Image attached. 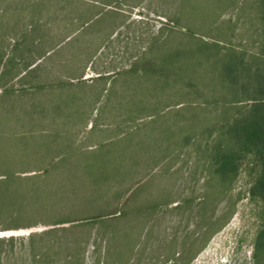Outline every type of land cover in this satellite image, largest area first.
Segmentation results:
<instances>
[{
    "label": "rangeland",
    "instance_id": "obj_1",
    "mask_svg": "<svg viewBox=\"0 0 264 264\" xmlns=\"http://www.w3.org/2000/svg\"><path fill=\"white\" fill-rule=\"evenodd\" d=\"M256 9L0 0L4 264H255L261 162L242 155L229 184L212 177L202 136L188 137L212 107L186 95L219 84L222 55L258 34Z\"/></svg>",
    "mask_w": 264,
    "mask_h": 264
},
{
    "label": "trees",
    "instance_id": "obj_2",
    "mask_svg": "<svg viewBox=\"0 0 264 264\" xmlns=\"http://www.w3.org/2000/svg\"><path fill=\"white\" fill-rule=\"evenodd\" d=\"M247 1L254 3L257 8L258 23L255 24V30L258 34L251 38L253 41H244V47H230V52L222 55L226 58L215 72L219 84H201L200 88H189L186 95L188 101L199 100L204 107H212V112L210 115L206 114L211 119L210 123L202 131L191 132L188 137L191 140L195 136H202L196 147L200 149L205 144V150L201 151H208L212 177H219L227 184L237 175L242 155L249 154L259 160L260 169L251 192L264 203V0ZM89 26L91 23L87 28ZM249 44L256 50L250 59L245 55ZM208 47L205 45V48ZM210 47L213 50L220 49L216 44ZM3 61V54L0 52V66ZM150 63L145 66V70L152 68ZM155 87L153 85L152 89ZM134 90L137 95L138 91ZM174 97H178L177 90ZM138 104L139 111H145L144 108L148 111L157 110L155 106H147V103L143 104L141 101ZM2 182L4 181H0ZM3 249L0 245V264H4ZM44 258L45 254H40L35 259V264L43 263ZM255 264H264V226L259 231L255 244Z\"/></svg>",
    "mask_w": 264,
    "mask_h": 264
}]
</instances>
